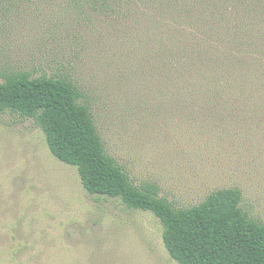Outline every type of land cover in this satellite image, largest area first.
<instances>
[{
	"label": "rangeland",
	"instance_id": "1",
	"mask_svg": "<svg viewBox=\"0 0 264 264\" xmlns=\"http://www.w3.org/2000/svg\"><path fill=\"white\" fill-rule=\"evenodd\" d=\"M147 1L0 0V83L70 82L135 187L156 186L176 210L239 189L242 211L264 225L261 10L232 8L258 49L242 51L240 69L221 63L223 31L206 14L184 7L157 25L141 13ZM163 232L151 212L90 195L34 119L0 113V264H178Z\"/></svg>",
	"mask_w": 264,
	"mask_h": 264
},
{
	"label": "trees",
	"instance_id": "2",
	"mask_svg": "<svg viewBox=\"0 0 264 264\" xmlns=\"http://www.w3.org/2000/svg\"><path fill=\"white\" fill-rule=\"evenodd\" d=\"M239 1L254 3L261 10L260 17L254 19L264 24V0H214L215 13L209 12L211 4L206 0H148L141 3V13L151 16L157 25L168 17L176 20L184 7L187 15L206 14L205 20L223 31L219 34L221 63L228 61L241 69L246 64L242 51L258 49H253L256 43L246 37L249 30L241 27L242 17L232 18V8ZM239 9L244 10L242 6ZM193 16L188 20L193 21ZM263 60L264 54L259 61ZM81 98L80 91L68 81L33 79L28 73H8L0 83V113L34 119L45 134L51 154L77 168L90 195L119 198L131 210L154 214L164 228L165 248L178 264H264V225L242 211L239 189L220 190L196 207L176 210L159 198L156 186L135 187L106 154L89 107L81 104Z\"/></svg>",
	"mask_w": 264,
	"mask_h": 264
}]
</instances>
